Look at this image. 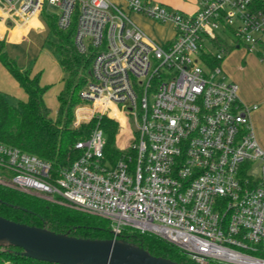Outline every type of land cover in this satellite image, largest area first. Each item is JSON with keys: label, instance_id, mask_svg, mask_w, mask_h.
Instances as JSON below:
<instances>
[{"label": "built area", "instance_id": "obj_1", "mask_svg": "<svg viewBox=\"0 0 264 264\" xmlns=\"http://www.w3.org/2000/svg\"><path fill=\"white\" fill-rule=\"evenodd\" d=\"M186 13L150 0H0V25L38 29L46 11L92 58L73 127L96 116L133 117L136 138L115 161L98 125L79 139L80 154L55 172L49 160L0 141V185L156 234L199 264H264V150L252 111L214 52L229 31L264 59L260 0H197ZM58 9L52 13L50 8ZM169 23L165 42L133 18ZM10 22L8 24L7 22Z\"/></svg>", "mask_w": 264, "mask_h": 264}, {"label": "trees", "instance_id": "obj_2", "mask_svg": "<svg viewBox=\"0 0 264 264\" xmlns=\"http://www.w3.org/2000/svg\"><path fill=\"white\" fill-rule=\"evenodd\" d=\"M259 5H264V0H260ZM42 18L49 26L50 35L55 38L54 42L48 40L47 44L63 72L62 88L57 94L56 115L46 101L49 85L42 83L41 72L34 73L31 68L19 66L9 53L8 41L0 37V62L27 94V100L20 101L21 108L18 109L0 90V141L49 160L57 172L69 166L80 154L75 147L76 142L89 137L98 125L108 134L105 153L115 161L123 155V151L114 146L118 120L102 115L73 127L74 110L81 102L80 92L87 82L92 60L76 49L75 24L62 30L57 25L55 15L45 11ZM206 57L212 67L220 65L221 59H217L213 53ZM0 215L83 238L113 237L112 228L109 227L111 224L105 218L1 185ZM122 238L144 247L153 255L172 259L179 264H199L181 248L156 234L126 228ZM22 251V248L7 241L0 242V264H56L28 257Z\"/></svg>", "mask_w": 264, "mask_h": 264}, {"label": "rangeland", "instance_id": "obj_3", "mask_svg": "<svg viewBox=\"0 0 264 264\" xmlns=\"http://www.w3.org/2000/svg\"><path fill=\"white\" fill-rule=\"evenodd\" d=\"M113 1L121 3V0ZM150 1L160 2L159 0ZM50 10L52 13L58 12L55 7ZM142 16L139 13H133L135 21L140 26L142 25L155 40L165 42L173 37L174 32L169 23L161 24ZM41 22L39 29L29 27L25 30L10 26L2 38L8 41L9 53L16 59L19 66L23 69L31 68L34 73L41 72L42 83L49 85L45 98L55 115L58 108L57 94L62 69L47 44L48 40L54 42L55 38L50 35L49 26L42 17ZM220 34L222 40L217 46L212 45L211 49L214 52L226 49L220 61L222 74L227 80L238 85L239 98L246 106L257 105V108L252 111L253 127L256 138L264 150V59L258 50L250 51L245 44L235 43V36L229 31H223ZM0 90L6 93L7 99L18 109L21 108L20 101L27 100L24 89L4 66L0 73ZM109 109L119 121L114 146L125 152L131 150L136 138L134 118L122 113L116 105H112ZM105 138H108L107 133H105ZM109 227L111 228V225Z\"/></svg>", "mask_w": 264, "mask_h": 264}, {"label": "water", "instance_id": "obj_4", "mask_svg": "<svg viewBox=\"0 0 264 264\" xmlns=\"http://www.w3.org/2000/svg\"><path fill=\"white\" fill-rule=\"evenodd\" d=\"M2 241L22 248L28 257L56 264H179L123 238H83L0 215Z\"/></svg>", "mask_w": 264, "mask_h": 264}, {"label": "crops", "instance_id": "obj_5", "mask_svg": "<svg viewBox=\"0 0 264 264\" xmlns=\"http://www.w3.org/2000/svg\"><path fill=\"white\" fill-rule=\"evenodd\" d=\"M159 1L161 3L169 6V7L177 8V9L183 11V12H186V13H195L197 11V9H198V6H199V3H198L197 0H159ZM142 17H144L146 19H151V18H148V17H145V16H142ZM7 23L10 24L9 21ZM161 24H164V23H161ZM41 25H42V23H40L38 29L41 28ZM141 27H142V25H141ZM142 28H144V27H142ZM8 29L9 28H5V27H3V26L0 25V37H3V35H5L7 33ZM144 30H145V28H144ZM2 66H3V64L0 63V71L1 72H2ZM59 66H60V64H59ZM60 68H61V66H60ZM60 77H61V79L59 80L58 93H59V91L62 88V78H63V72H62V70H61ZM252 122H253V120H252Z\"/></svg>", "mask_w": 264, "mask_h": 264}]
</instances>
